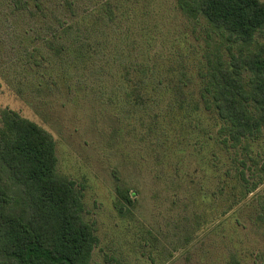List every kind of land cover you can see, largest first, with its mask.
<instances>
[{"label":"rangeland","instance_id":"374dc122","mask_svg":"<svg viewBox=\"0 0 264 264\" xmlns=\"http://www.w3.org/2000/svg\"><path fill=\"white\" fill-rule=\"evenodd\" d=\"M47 6V20L24 16L18 32L0 29L1 63L26 58L33 47L53 53L44 44L53 31L44 26L72 11L77 20L92 9L116 12L98 59L110 68L102 81L89 72L58 86L45 81L47 74L43 81L0 78V118L12 109L50 132L57 173L83 191V215L98 237L90 264H264V129L237 146L225 142L223 121L201 95L209 59L218 53L230 59L239 45L206 20L187 17L176 0H48ZM124 35L134 44L121 43ZM117 43L163 81L148 86L142 105L127 95L134 83L111 72L121 59L115 61ZM170 81H192L186 100L177 99ZM118 186L133 200L125 215L116 207Z\"/></svg>","mask_w":264,"mask_h":264},{"label":"trees","instance_id":"16d2710c","mask_svg":"<svg viewBox=\"0 0 264 264\" xmlns=\"http://www.w3.org/2000/svg\"><path fill=\"white\" fill-rule=\"evenodd\" d=\"M176 1L187 17L206 20L230 45H239V53L232 54L230 59L220 53L210 58L209 80L201 81V95L207 108L214 109L224 123L223 131L229 135L224 141L231 140L237 146L264 129V41L257 40L264 38V2ZM47 2L0 0V29L18 32L24 16L47 20ZM66 4L73 10L71 2ZM93 10L79 20L72 11L58 25L44 26L45 31H53L44 38V44L52 47L53 53L48 51V55L46 50L33 47L30 53L26 51V58L14 57L8 64L0 62V78L43 81L47 74L50 80L45 81L58 86L56 81H82V76L89 72L102 81L110 68L98 59L110 40L107 33L114 29L116 12L109 8L95 14ZM52 13L55 15V11ZM98 32L100 35H95ZM122 38L121 43L128 47L134 44L129 37ZM121 43L115 44L119 47L114 53L115 61L121 59L118 64L114 62L111 72L124 78L117 81L134 83L128 86L131 88L127 95L142 105L148 86L152 84L156 89L163 81H154V70L146 63L132 60L130 48L126 53L121 51ZM51 58L55 60L49 65ZM28 74L33 77L26 80ZM191 82L170 81L178 100L187 99L185 87ZM57 164L56 145L50 132L19 112L5 109L0 118V264H90L98 237L83 215V191L75 181L57 173ZM132 205L128 190L118 186V212L125 215ZM260 221L264 225V214ZM232 263L239 264L237 260Z\"/></svg>","mask_w":264,"mask_h":264}]
</instances>
